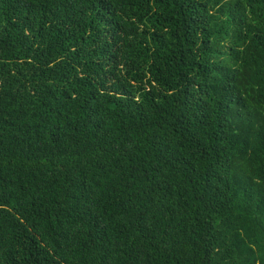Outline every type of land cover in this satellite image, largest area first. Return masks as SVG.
Wrapping results in <instances>:
<instances>
[{"label": "trees", "instance_id": "trees-1", "mask_svg": "<svg viewBox=\"0 0 264 264\" xmlns=\"http://www.w3.org/2000/svg\"><path fill=\"white\" fill-rule=\"evenodd\" d=\"M0 264H264V0H0Z\"/></svg>", "mask_w": 264, "mask_h": 264}]
</instances>
